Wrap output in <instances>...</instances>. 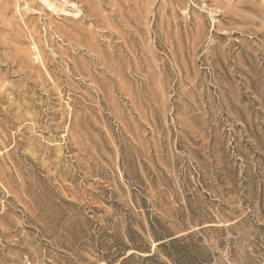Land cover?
<instances>
[{"label":"rangeland","instance_id":"obj_1","mask_svg":"<svg viewBox=\"0 0 264 264\" xmlns=\"http://www.w3.org/2000/svg\"><path fill=\"white\" fill-rule=\"evenodd\" d=\"M0 264H264V0H0Z\"/></svg>","mask_w":264,"mask_h":264},{"label":"bare ground","instance_id":"obj_2","mask_svg":"<svg viewBox=\"0 0 264 264\" xmlns=\"http://www.w3.org/2000/svg\"><path fill=\"white\" fill-rule=\"evenodd\" d=\"M38 59V58H37Z\"/></svg>","mask_w":264,"mask_h":264}]
</instances>
